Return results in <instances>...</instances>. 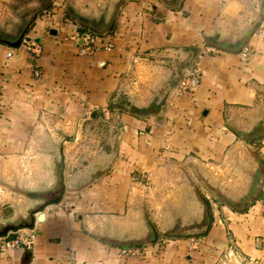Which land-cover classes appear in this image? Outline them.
Returning a JSON list of instances; mask_svg holds the SVG:
<instances>
[{
	"label": "crops",
	"instance_id": "crops-1",
	"mask_svg": "<svg viewBox=\"0 0 264 264\" xmlns=\"http://www.w3.org/2000/svg\"><path fill=\"white\" fill-rule=\"evenodd\" d=\"M50 6L0 0V153L26 150L12 179L30 201L10 216L53 197L63 157L67 192L0 264H264V0H69L71 23ZM27 27L42 53L8 58ZM86 31L102 38L80 55Z\"/></svg>",
	"mask_w": 264,
	"mask_h": 264
},
{
	"label": "built area",
	"instance_id": "built-area-1",
	"mask_svg": "<svg viewBox=\"0 0 264 264\" xmlns=\"http://www.w3.org/2000/svg\"><path fill=\"white\" fill-rule=\"evenodd\" d=\"M68 0H52V6L48 10L44 11L41 15L43 18H48L58 12L61 8L65 11L64 17H67L65 20L68 23L73 22L67 13ZM64 19V18H63ZM90 31H86L77 35V40H82V44L79 46L80 55H91L95 52L96 43L101 39ZM20 47L26 48L30 53L39 57L42 53L41 45L33 38L26 35ZM114 45L110 42L106 49L112 50ZM14 49H10L7 57L12 58L14 55ZM201 54H209V55H219L221 51L214 47H205L202 50ZM252 55L251 49H245L242 52V56L244 59H248ZM36 75L39 76V72L36 71ZM201 81L200 71L195 66L189 67L183 71L181 79L178 85L175 87V92L181 95L193 94ZM34 233L31 230L23 229L20 231L19 235L15 239L2 238L0 239V252H9L15 249H31L34 244ZM140 250L136 248H126L122 250L123 254L126 255H136L139 254ZM237 257L240 258L243 264H260L258 260L248 259L238 253H236Z\"/></svg>",
	"mask_w": 264,
	"mask_h": 264
},
{
	"label": "rangeland",
	"instance_id": "rangeland-1",
	"mask_svg": "<svg viewBox=\"0 0 264 264\" xmlns=\"http://www.w3.org/2000/svg\"><path fill=\"white\" fill-rule=\"evenodd\" d=\"M51 6H52V0H51ZM67 8L69 13V7L67 6ZM180 95L181 94H179V96ZM91 140L93 144L100 145V143L98 144V142L100 141L99 136L97 137V139L91 138ZM16 151L18 150L16 149L11 151L13 153L11 155L0 153V209L2 210L0 213V220H5V221L9 220L12 217L13 218L17 217L15 216V214H13V216H10L11 209L15 211L25 209L28 206V202L30 201L28 199V194H30L29 184L25 183V181L24 183H15L14 180L12 179V172H14V170H16L17 167L19 166L18 163H16L15 158L19 155L23 156L26 150H20L18 152ZM83 153L85 154L86 158H89L91 151H84ZM6 155H10V156H6ZM27 161L28 160L24 158V165L27 164L26 163ZM148 186H152V184ZM155 188L156 187L153 185L152 190H154ZM167 242L168 240H166V238L161 239L162 245L160 244L161 245L160 249H163V247L165 246V244H167ZM236 261L239 264H243L242 260L238 258L236 254L235 256H228L227 264H238Z\"/></svg>",
	"mask_w": 264,
	"mask_h": 264
},
{
	"label": "water",
	"instance_id": "water-1",
	"mask_svg": "<svg viewBox=\"0 0 264 264\" xmlns=\"http://www.w3.org/2000/svg\"><path fill=\"white\" fill-rule=\"evenodd\" d=\"M38 17V16H36ZM27 27L21 37L14 43H6L12 49L19 48L22 44L23 38L27 35ZM56 31V30H55ZM54 30L51 31V34L56 33ZM82 43V40H80ZM63 154V153H62ZM64 171H65V162L64 157L62 160V166L60 170V180L57 184V187L54 189V195L51 198L44 199L41 203L33 207L27 214V216H18L16 220L8 222L6 224L0 225V239L7 238L11 233L20 232L23 229L34 230L37 223H42L46 220V209L59 205L62 203L64 196L67 192L66 184L64 182Z\"/></svg>",
	"mask_w": 264,
	"mask_h": 264
},
{
	"label": "trees",
	"instance_id": "trees-1",
	"mask_svg": "<svg viewBox=\"0 0 264 264\" xmlns=\"http://www.w3.org/2000/svg\"><path fill=\"white\" fill-rule=\"evenodd\" d=\"M193 62H194V61H192L191 64H190L189 66H187L186 68H188V67H192L193 64H194ZM180 79H181V77L179 78V81H180ZM179 81L177 82L176 86L178 85ZM176 86H175V87H176Z\"/></svg>",
	"mask_w": 264,
	"mask_h": 264
},
{
	"label": "bare ground",
	"instance_id": "bare-ground-1",
	"mask_svg": "<svg viewBox=\"0 0 264 264\" xmlns=\"http://www.w3.org/2000/svg\"><path fill=\"white\" fill-rule=\"evenodd\" d=\"M62 14V13H61ZM63 14H64V12H63ZM62 16V15H61Z\"/></svg>",
	"mask_w": 264,
	"mask_h": 264
}]
</instances>
